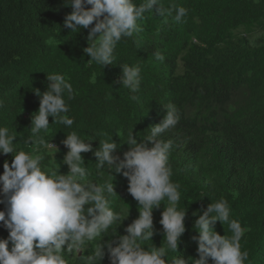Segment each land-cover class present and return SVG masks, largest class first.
<instances>
[{
  "label": "trees",
  "instance_id": "obj_1",
  "mask_svg": "<svg viewBox=\"0 0 264 264\" xmlns=\"http://www.w3.org/2000/svg\"><path fill=\"white\" fill-rule=\"evenodd\" d=\"M172 4L187 9L181 22L160 16L154 6L137 21L140 30L134 37L117 43L114 64L102 68L83 52L88 29L71 32L63 27L65 14L72 11L64 0H0V126L16 135L18 149L26 147L31 114L38 111L40 100L33 90H47V73L65 76L74 90V99L65 96L74 124L69 128L52 123L50 116L48 130L40 135L64 139L75 131L91 139L86 142L93 151L81 154L86 179L100 184L113 180L117 194L109 198L112 210L122 218L129 211L115 234L98 241L103 243L126 234L139 206L122 173L96 168L95 149L100 140L112 137L120 144L116 153L122 158L129 147L124 141L128 132L133 128L141 140L139 135L148 134L165 114L162 104L175 105L179 122L163 139L173 142L168 165L172 181L180 185L178 208L186 209V215L178 253L170 252L167 259L178 254L199 258L192 239L198 235L193 213L223 198L230 218L244 229L240 245L249 254L245 264H264V38L250 43L252 33L264 32V0H163L165 8ZM155 52L165 57L163 62L154 58ZM122 63L141 66L135 101L119 83ZM67 151L65 147L53 156L63 161ZM13 158L0 154V174L4 161L11 165ZM50 158L44 155L42 167ZM164 206L167 199L153 209L154 235L145 247L164 245L159 223ZM0 210H5L4 203ZM114 229L115 224L109 231ZM215 230L232 234L220 221ZM8 235L0 222V238ZM95 246L92 242L81 254H91ZM66 259L80 264L74 256ZM101 264H109L107 254Z\"/></svg>",
  "mask_w": 264,
  "mask_h": 264
},
{
  "label": "clouds",
  "instance_id": "obj_2",
  "mask_svg": "<svg viewBox=\"0 0 264 264\" xmlns=\"http://www.w3.org/2000/svg\"><path fill=\"white\" fill-rule=\"evenodd\" d=\"M72 11L65 14L63 27L78 32L87 28V47L83 52L90 56L88 61L101 65L114 64V50L122 38H132L140 30L137 21L144 19L146 12L154 6L160 16L172 17L179 23L187 15V9L175 4L165 8L163 0H64ZM90 6V7H89ZM175 13V15H173ZM154 58L163 62L159 52ZM119 83L135 95L141 86V66L121 65ZM47 90H33L40 98L38 111L31 114V136L25 144H38L45 149L57 146L40 135L52 123L66 127L74 124L67 100L74 99L72 84L64 75L47 73ZM165 114L159 123L148 129V134L139 135L138 141L133 128L124 140L128 150L123 158L116 153L118 147L113 138L100 140L94 156L96 168H107L108 172L122 173L128 180L127 191L138 201L139 215L125 227V235H118L99 243L104 234H115L116 226L128 216L113 211L110 197L117 194L113 180L100 184L86 179L88 172L82 165V153L93 151L75 131L66 133L61 143L68 149L62 163L68 166L66 174L42 167L44 155L40 149L34 153L18 149L13 142L16 135L9 128L0 126V154H12L11 165L4 161L0 174V192L5 210H0V222L8 230L7 238H0V264H69L66 256H74L80 264H101L107 254L109 264H245L247 251L241 250L240 240L244 234L241 224L230 218L228 202L220 198L210 202L206 208L194 212L198 218L194 228L198 235L192 237L197 243L199 258L176 255L168 260L170 252L178 253V244L185 232L186 209L178 208L180 185L172 181L168 165L172 140L163 139V134L174 128L180 119L175 105L162 104ZM138 135V134H137ZM54 152V153H55ZM53 153V154H54ZM52 154V155H53ZM167 199L159 223L163 226L164 245L153 244V209L159 208ZM220 221L228 224L230 236L215 230ZM115 224V229L109 231ZM96 242L94 251L82 255L89 244ZM11 243V247H9Z\"/></svg>",
  "mask_w": 264,
  "mask_h": 264
},
{
  "label": "rangeland",
  "instance_id": "obj_3",
  "mask_svg": "<svg viewBox=\"0 0 264 264\" xmlns=\"http://www.w3.org/2000/svg\"><path fill=\"white\" fill-rule=\"evenodd\" d=\"M262 37L264 38V32L252 33L250 36L251 45H256V43H257L256 40H258V38H262ZM181 70H182L181 63L178 62L177 63V73H180ZM45 140L49 141V142L51 140V142L57 146L58 150L56 152H59L60 150H63L65 148V146L61 143V141L63 140L61 138L47 137V138H45ZM37 148L40 149V154L51 155V158L48 160V163L43 168L53 169V170L59 169V171L61 173H64V174H66L68 172V167L64 163H62V160H60L59 158H56L52 155L55 152L54 147H49L48 149H45L42 146L33 143V144H28L26 147L23 148V150H25L26 152H30V153L35 154L34 150Z\"/></svg>",
  "mask_w": 264,
  "mask_h": 264
}]
</instances>
